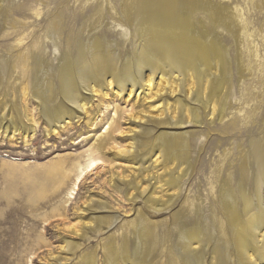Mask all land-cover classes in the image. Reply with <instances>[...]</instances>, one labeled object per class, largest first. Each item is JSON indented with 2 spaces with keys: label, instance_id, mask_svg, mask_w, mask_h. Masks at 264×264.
Masks as SVG:
<instances>
[{
  "label": "bare ground",
  "instance_id": "obj_1",
  "mask_svg": "<svg viewBox=\"0 0 264 264\" xmlns=\"http://www.w3.org/2000/svg\"><path fill=\"white\" fill-rule=\"evenodd\" d=\"M77 1L65 0L63 5L60 3L61 7L51 16L40 36V29L37 28L25 33L30 26V21L26 20L18 23L12 32L6 33L5 38L1 39L6 42L14 34V47L26 49L14 60L15 66L25 76L30 72L32 60L38 65L32 70L36 76L33 94L39 99L42 113L54 130L69 113L63 103L57 101L58 95L61 94L86 111L88 102L80 90L87 89L95 95L105 86L115 89L118 94L126 91L129 96L139 92L137 97H142L143 92L149 94L148 90L157 84L160 98L165 88L172 95L181 91L184 97L177 98L172 109L170 103H167L166 114L169 115L155 120L162 124H202L207 109L210 110V123L215 122V118L223 122L228 113H234L235 109L231 96L233 78L242 81L246 74L253 76L264 69V61L259 60L258 46H253L250 20L243 17L238 5L223 6L216 0H93L92 8L104 3L105 11L90 15V9L86 12L85 9L91 0L84 2L81 8L83 12L80 13L75 8ZM12 2L0 0V33L8 23L5 14ZM21 13L27 15L25 11ZM29 15L41 22L42 11L39 8ZM108 16L115 22L121 36L128 38L130 35L129 41L134 38L131 50L118 54L111 44L101 41L110 35L109 29L112 28ZM85 20L87 28H81ZM40 22L39 26H42ZM65 26H69L68 55L63 60L57 58L56 64L45 67V47L51 48L53 44L55 57L56 53L62 57L61 45L56 38L63 33ZM79 28L81 30L74 35V31ZM219 31L226 32L235 44V66L230 48L222 39L212 42L214 48L208 47L206 34ZM31 36L37 39L33 46L27 42ZM127 38H123L119 45L122 42L125 45ZM73 44L77 47L90 44L91 47L87 52L78 53V59H75ZM244 54L249 56L248 62L244 60ZM5 59L0 55V86L8 69ZM137 74L140 81L135 79ZM158 78L159 81L154 82ZM261 82L264 85V80ZM262 96L264 100V87ZM191 99L199 106H191ZM164 107L165 104L156 107L161 110L156 116L165 113L162 109ZM252 112L253 115L257 113L253 107ZM240 115L230 118L234 126L238 125L241 118L245 123L252 118V115ZM20 125L18 119L11 122L7 129L12 127L18 130ZM151 132L150 129H144L143 136ZM138 145L143 147L147 144L141 141ZM194 146L189 136L163 134L156 137L153 148L147 153V156L155 155L152 164L144 167L146 157H141L143 171L157 167L161 162L165 163V173L169 178L163 186L167 185V191L174 190L168 199L158 198L154 192L148 195L146 189H139L142 184L137 179L143 173L131 180L121 177L119 180L123 183L113 182L118 191L124 188L129 190L130 200L144 198L148 207L155 212L179 208L171 214L173 231L170 241L160 233V224L141 211L130 222L132 240L123 234L118 239L111 236L101 245L106 264H156L154 257L162 244H167L163 264H264V135L253 143L247 155L235 167L236 171L226 175L216 172L208 190L215 206L211 216H205V207L199 198L183 196L184 186L194 171ZM133 148L129 152H134ZM100 160L102 158L91 157L85 167L80 166V174L71 195L79 189L85 170L97 167ZM251 171L255 174L253 181L249 178ZM68 174V171L63 172L64 176ZM261 177L263 190L258 194L252 186ZM151 185L154 187L157 184L153 182ZM136 190L138 193L134 194ZM97 208L105 209L107 205H97L91 209ZM114 221V218L108 216L98 217L93 227L83 233V237L91 238L89 232H104ZM79 245L70 243L68 251L75 253ZM95 261L96 256L89 253L84 256L81 264H96Z\"/></svg>",
  "mask_w": 264,
  "mask_h": 264
},
{
  "label": "rangeland",
  "instance_id": "obj_2",
  "mask_svg": "<svg viewBox=\"0 0 264 264\" xmlns=\"http://www.w3.org/2000/svg\"><path fill=\"white\" fill-rule=\"evenodd\" d=\"M64 1L13 0L12 6L5 14L8 23L0 33V55L4 56L8 63L0 86V264H81L84 256L89 253L96 256V264H106L101 245L107 238L115 236L118 239L123 234H127L132 240L130 222L141 211L160 224V233L170 241L173 231L171 214L179 206L174 210L155 212L148 207L144 198L130 200L129 190L124 188L118 191L113 182L123 183L119 180L121 177L131 180L143 173L137 179L142 184L139 189H146L148 195L154 192L158 198L168 199L169 195L174 194V190L167 191V185L163 186L169 178L165 173V163L161 162L157 167H149L148 171H143L141 157H146L144 167L152 164L155 155L147 156V153L153 148L156 137L160 135L189 136L195 145L192 160L194 171L184 186L183 196L199 198L203 201L205 216H211L215 206L208 190L216 172L220 171L222 175H226L236 171L235 167L247 155L253 143L264 135V85L261 82L264 80V69L257 71L253 76L246 74L242 81L233 78L231 96L235 109L234 113H228L223 122L215 118V122L210 123V110L207 109L203 114L202 124H162L155 120L164 119L169 115L166 114V105L170 103L172 109L177 98L184 97L181 91L172 95L170 90L165 88L160 98L157 84L148 90L149 94L143 92L142 97H137L139 92L129 96L126 91L118 94L115 89L105 86L95 95L90 90H80V94L88 102L86 111L69 102L61 94L58 95L57 101L63 103L69 113L54 130L42 113L39 99L33 94L36 76L32 70L38 65L32 60L33 66L29 67L30 72L25 76L20 68L15 66L14 60L26 49L14 47V34L6 42L1 39L5 38L6 33L12 32L18 23L26 20L30 21V26L25 33L37 28L40 29V36L51 16ZM86 1L76 2L75 8L79 13L83 12L81 8ZM216 1L223 6L238 5L239 12L250 20L253 46H258L259 60L263 62L264 0ZM92 4L93 0L85 9V12L90 9V15L105 11L104 3L95 8H92ZM12 7L15 9H11ZM36 8L42 11L41 22L28 17ZM22 11L27 15H23ZM107 20L112 25L109 29L110 35L101 41L111 44L118 54L131 50L133 36L129 41L130 35L128 38L121 36L115 22L109 16ZM39 22L42 26H39ZM83 27L87 28L86 20L82 23L81 28ZM68 28L69 26L63 27V33L56 38L61 45L62 57L60 53H56L55 57L53 44L51 48L45 47V67L56 64L57 58L63 60L67 57ZM81 28L76 29L74 35H77ZM206 36L209 40L208 47L211 46V49L214 48V40L222 39L223 43L229 46L235 66V44L228 34L219 31L207 33ZM123 38H127L125 45L123 42L119 45ZM27 42L29 46H33L37 39L31 36ZM90 47V44L78 47L73 44L72 53L75 59H78V53L87 52ZM248 58L249 56L244 54L246 62ZM139 78L138 74L135 75V79L140 81ZM158 81L159 78L154 82ZM164 104L162 109L165 113L156 116L161 113L156 107H163ZM190 105L199 106L192 99ZM252 107L256 109L255 115ZM236 115H252V118L246 123L241 118L238 125L234 126L233 119L230 118ZM177 117L178 114L175 119ZM18 119L21 124L18 130L12 127L7 129L11 122ZM144 129H150L152 132L143 136ZM141 141L147 145L139 147L138 143ZM132 146L134 152H129ZM158 146L159 144L156 147ZM91 157L102 158V161H99V166L85 170L79 189L71 195L70 192L73 191L80 174V166L85 167ZM64 171H68V176L63 175ZM251 172L249 178L253 181L255 174ZM153 182L157 184L154 187L151 185ZM262 183L263 177L258 178L255 186H252L255 193L262 192ZM133 193L138 192L136 190ZM97 205H107V208L91 209ZM104 216L114 218L115 221L104 232H89L91 238H84L83 233L93 227L98 217ZM70 243L80 244L75 253L68 251ZM166 246L167 244H162L155 254L156 264L164 263Z\"/></svg>",
  "mask_w": 264,
  "mask_h": 264
}]
</instances>
